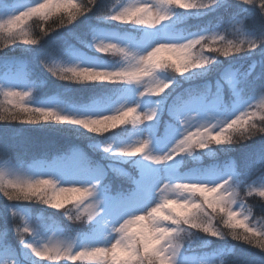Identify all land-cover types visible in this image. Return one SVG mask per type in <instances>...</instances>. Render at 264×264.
<instances>
[{
    "label": "clouds",
    "instance_id": "obj_1",
    "mask_svg": "<svg viewBox=\"0 0 264 264\" xmlns=\"http://www.w3.org/2000/svg\"><path fill=\"white\" fill-rule=\"evenodd\" d=\"M100 4L21 0L12 15H0V52L14 45L39 46L90 14L138 34L133 41L115 31L93 30L88 46L106 60L76 62L53 52L37 57L39 67L58 82L120 86L106 100L52 104L37 99L44 82L31 75L0 82V125L67 127L76 137L88 139L100 157L87 172L30 171L23 156L0 147V161L19 165L11 172L0 169V199L7 205L0 213V243H10L9 236L15 239L13 264H180L185 250L208 238L264 254V175H254L264 170V162L244 174L179 170L185 162L202 163L205 150H234L264 137V83H255L264 74L251 81L238 69L222 74L224 80L231 77L234 95L243 99L247 93L235 115L220 111L200 117L183 110L184 96L207 95L213 86L209 82L184 89L169 106L175 120L169 140L160 145L152 134L178 78L202 77L223 60L264 53V32L253 34L245 26L249 15L264 20V0H103L97 7ZM232 6L240 13L215 27H185L188 17ZM216 87L218 91L219 82ZM124 164L128 169L143 165L148 180L141 182ZM234 165L230 160L229 166ZM109 173L115 181L130 184L133 195L113 193ZM25 204L41 211L29 219L20 208ZM48 209L54 212L46 214ZM55 214L71 225L70 231L53 230ZM231 251L221 249L211 264H231Z\"/></svg>",
    "mask_w": 264,
    "mask_h": 264
},
{
    "label": "trees",
    "instance_id": "obj_2",
    "mask_svg": "<svg viewBox=\"0 0 264 264\" xmlns=\"http://www.w3.org/2000/svg\"><path fill=\"white\" fill-rule=\"evenodd\" d=\"M9 2H11V0H9ZM102 5L103 0H101V4L97 7ZM239 13L240 8L237 6L229 8L220 7L201 17H188L185 22V27L193 25V28L197 30L205 26L212 28L223 23L230 16ZM245 26L247 30L253 34L264 32V20H261L258 15L247 16ZM96 28L115 29L119 32H134L126 26L119 27L114 23L97 21L93 18V15L90 14L89 16L81 18V20L69 29L59 30L46 37L39 46L29 47L14 45L4 52H0V64L13 60H20L24 63L23 65L26 64L33 77L36 80L44 82L43 86L40 87L37 92V99L40 101H45L49 99V97H56L63 102L75 105L85 102L88 103L93 99H98V97L106 94L108 91H113L116 85H75L58 82L48 76V74L39 67L37 57L47 52H53L67 57L71 51L91 52L88 41L90 39V33ZM92 54L99 59L104 58L100 57L99 54L95 52ZM226 67H233V69H238L241 73L249 74V80L251 81L252 78L256 77L258 74H264V53L253 52L250 56L223 60L221 64L214 67L202 77H197L188 81L178 78L179 83L173 93H182L184 89L191 88L192 86H201L202 88L204 84L209 82L213 86L212 93H214L216 91L214 83L219 79L220 74ZM255 83H264V79L256 80ZM119 87L120 86H118V89ZM222 88L223 98L226 104L227 93L232 90H228L226 85H222ZM212 93L205 98L207 100L211 99ZM246 99L247 93H245V100ZM168 118L172 119L169 116ZM89 144L90 141L88 139L76 137L67 127L0 125V147H7L12 153L23 156L24 160L29 162L28 164L45 162L46 165H49L62 162L66 159L67 150L84 154L90 161L96 162L100 159L99 154L96 153ZM205 151L207 155L203 156L202 163L197 165L191 161L185 162L183 163L184 169L192 168L189 170L182 169L181 172H202L204 171L203 168L210 165L222 171L224 170V165L229 164L230 160L235 161L234 166L227 167L231 172L239 174L251 172L259 168L261 162H264V137L249 141L246 144L236 147L234 150H221V148H216L215 150L208 149ZM3 162L4 161H0V164ZM7 162L14 164L12 161ZM123 167L127 168L128 165L124 164ZM254 175H264V170L255 172ZM109 179H113L111 173H109ZM117 184L119 186L124 185V183H120L113 179V185ZM6 206V202L0 199V213L6 211ZM20 207L28 211L32 218L41 211L36 205L25 204ZM256 211L259 213L262 209L257 208ZM53 212L54 210L48 209L46 214H52ZM54 220L57 223L64 221L59 214H55ZM68 228H71V225H68ZM84 231L87 232V229H84ZM9 240L10 243H8V245L15 247V239L9 236ZM15 249L17 248L15 247ZM202 249H205L203 252H216L217 249H232L229 253L231 264H264V254L257 250L245 245L235 244L230 241H220L215 238H208L206 242H198L196 246L187 250Z\"/></svg>",
    "mask_w": 264,
    "mask_h": 264
},
{
    "label": "rangeland",
    "instance_id": "obj_3",
    "mask_svg": "<svg viewBox=\"0 0 264 264\" xmlns=\"http://www.w3.org/2000/svg\"><path fill=\"white\" fill-rule=\"evenodd\" d=\"M97 32H109V31H115L120 33L124 38L128 40H136L138 39V34L136 32H119L115 29H106V28H96L94 29ZM191 31H197L196 28H191ZM90 51L93 53L94 51L90 48ZM91 52H82V51H71L69 52V58L73 61L79 62V61H87L89 58H97L95 55H93ZM106 60V58H103ZM24 63L20 60H13V61H7L5 63L0 64V82H6V83H14L21 80H24L28 78L31 74L30 70L27 68V65H23ZM254 67V66H252ZM233 69V67H228L226 69ZM226 69L221 73L219 82V90L214 92L215 95H212V98L207 100L205 97L208 95H199V94H189L184 96V104H183V110L190 111L194 114H199L200 117L205 116L206 113H217L220 111H225L226 114L229 115H235L237 111H239L244 104L245 97L242 99L236 95L233 94V91H229L227 93V103L225 104L224 98H223V91H222V85H226L228 90H232L229 87V83L231 81V77H225V80L222 79V74L225 73ZM235 70V69H233ZM34 78V77H33ZM35 79V78H34ZM217 82L214 86L217 85ZM120 90V87L118 89V86L115 87L113 91H108L106 94L98 97L100 100H106L114 95H116ZM177 93H172V96L169 97L168 101L165 103L164 108L162 109V114L159 118V121L157 123V126L155 129H153L152 134L156 137V135H159L161 137L159 141L160 145H163L169 140V137L172 133V129L175 126V120L170 115V105L173 103V97H175ZM208 97V96H207ZM216 97L220 98V102H217ZM52 104H60L65 103L61 100H59L56 97H49V99L45 100ZM224 102V104L222 103ZM91 102V101H90ZM89 103V102H88ZM88 103H80L79 105H85ZM75 105V104H73ZM168 116L172 119H169ZM159 150V146H158ZM66 156H69L67 158V163H65L66 160L63 161V164L61 162L57 164H49L46 166V163H32L28 164V169L30 171L38 170V169H57L61 170L67 173H80V172H87L90 170L91 165L94 163L93 161H90L84 154L74 152L71 150L66 151ZM19 167V165L12 164L10 162H3L0 164V169L6 170V171H14ZM192 168V167H191ZM189 168V169H191ZM128 169V167L126 168ZM189 170L183 168V163L181 164L179 170ZM131 171V173L141 180V182H146L148 180V174L144 170L143 165L141 166H134L131 169H128ZM204 171L209 175H214L217 172H225V171H231L227 169V167H224V170L219 171L214 166L210 165L206 168H203ZM199 171V170H197ZM196 172V171H195ZM118 185V184H117ZM117 185H113V193H116L117 191L120 192L121 197H127L133 195L132 192V186L130 184H125L122 186L117 187ZM117 197V199L121 198ZM21 208V207H20ZM22 211L27 212V216L29 219H32L29 212L26 211L24 208H21ZM53 230L56 231H62V230H68L70 231L71 228H68L67 222L63 221L60 223H54L52 226ZM84 234L86 236H90L91 234L88 232H85L83 230ZM16 247V245H15ZM15 247L9 245V251L10 255L8 257L0 255V264H3V261L5 259H14L16 257L17 249ZM205 249L202 250H186L184 253H182L179 257L180 264H201V262H207V264H211V261H213L217 254L220 252L221 249H217L216 252L210 251V252H203Z\"/></svg>",
    "mask_w": 264,
    "mask_h": 264
},
{
    "label": "snow or ice",
    "instance_id": "obj_4",
    "mask_svg": "<svg viewBox=\"0 0 264 264\" xmlns=\"http://www.w3.org/2000/svg\"><path fill=\"white\" fill-rule=\"evenodd\" d=\"M21 0H0V15H12L20 6ZM18 253H16L17 256ZM0 255H10L8 243H0ZM14 259H5L3 264H13Z\"/></svg>",
    "mask_w": 264,
    "mask_h": 264
}]
</instances>
